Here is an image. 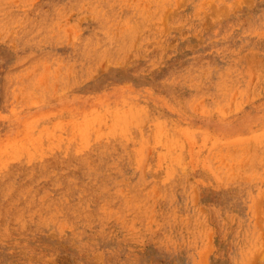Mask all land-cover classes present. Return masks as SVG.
I'll return each instance as SVG.
<instances>
[{"label": "rangeland", "instance_id": "374dc122", "mask_svg": "<svg viewBox=\"0 0 264 264\" xmlns=\"http://www.w3.org/2000/svg\"><path fill=\"white\" fill-rule=\"evenodd\" d=\"M0 264H264V0H0Z\"/></svg>", "mask_w": 264, "mask_h": 264}]
</instances>
